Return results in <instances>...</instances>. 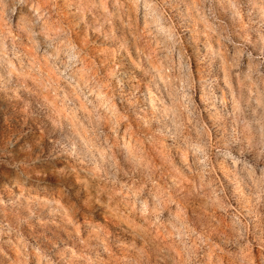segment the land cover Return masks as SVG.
<instances>
[{"label":"clouds","instance_id":"1","mask_svg":"<svg viewBox=\"0 0 264 264\" xmlns=\"http://www.w3.org/2000/svg\"><path fill=\"white\" fill-rule=\"evenodd\" d=\"M0 264H264V0H0Z\"/></svg>","mask_w":264,"mask_h":264}]
</instances>
